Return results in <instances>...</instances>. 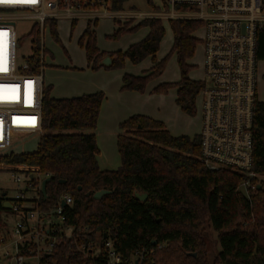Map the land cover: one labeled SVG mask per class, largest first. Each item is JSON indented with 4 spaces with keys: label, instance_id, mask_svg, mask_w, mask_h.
<instances>
[{
    "label": "trees",
    "instance_id": "1",
    "mask_svg": "<svg viewBox=\"0 0 264 264\" xmlns=\"http://www.w3.org/2000/svg\"><path fill=\"white\" fill-rule=\"evenodd\" d=\"M126 2L115 0L114 10L123 11ZM152 7L155 12L160 10L153 4ZM169 22L173 45L169 55L160 61L156 56L166 33L161 19H147L131 29L117 22L119 29L114 38L140 28L149 29L142 41L126 51H100L90 24L79 43L85 48L88 66L94 70L123 68L126 59L139 64L151 58L153 66L143 75L123 77V90L139 93L163 75L169 58L175 55L180 81L161 83L153 91L176 88L177 105L194 116L197 97L205 84L204 80L190 79L189 74L194 69L191 61L203 43V37L199 39L196 34L204 24L198 20ZM51 31L58 40L55 24ZM31 36L33 56L28 61L37 73L38 31L34 29ZM107 57L112 60L110 66L102 64ZM256 57L258 62L264 61V30L258 35ZM52 91L51 85L44 90L43 133L36 151L2 157L1 170L40 173L51 178L46 187L50 205L62 194H70L75 200L71 220L92 232L112 236L123 253L153 249L148 264H264V102L258 101L255 107L252 173L258 177L250 179L227 169H208L201 160L199 135L174 137L163 122L143 115L132 116L120 125L117 146L121 167L102 171L97 160L96 129L104 93L54 99ZM245 181L256 187L249 196L240 190ZM100 190L112 193L101 200L87 197V193ZM137 193L147 194V200L138 201ZM206 225L217 233L221 247L213 263ZM159 245L164 247L160 249Z\"/></svg>",
    "mask_w": 264,
    "mask_h": 264
},
{
    "label": "built area",
    "instance_id": "2",
    "mask_svg": "<svg viewBox=\"0 0 264 264\" xmlns=\"http://www.w3.org/2000/svg\"><path fill=\"white\" fill-rule=\"evenodd\" d=\"M115 0H0V153L43 133L45 34L58 20L95 28L147 19L198 20L204 24V88L201 101V160L211 170L227 169L252 179L254 120L258 97L257 39L264 30V0H161L153 14L114 10ZM181 7L180 10L177 8ZM33 21L40 41L39 72L20 62L19 22ZM10 152L2 155L0 159ZM11 187L0 194V264H148L154 250H118L116 239L71 220L75 200L55 203L42 193L40 173L1 170ZM256 187L240 185L247 196ZM65 203V206L62 203ZM18 217L19 220H15ZM159 245L158 248H163Z\"/></svg>",
    "mask_w": 264,
    "mask_h": 264
},
{
    "label": "rangeland",
    "instance_id": "3",
    "mask_svg": "<svg viewBox=\"0 0 264 264\" xmlns=\"http://www.w3.org/2000/svg\"><path fill=\"white\" fill-rule=\"evenodd\" d=\"M151 3L158 6L161 0H151ZM152 4L148 0H128L124 5V10L130 13H155ZM122 27L131 29L139 24L135 21L118 22ZM33 21L19 22L18 36L20 40L19 59L32 56V43L27 35ZM86 22L78 21L72 28V23L66 20L56 22L58 40L48 29L45 34V71L43 74L44 85L53 86L52 95L56 98L83 96L85 94L103 92L105 100L102 103L100 116L97 124V136L102 149L101 155L105 165L119 169L121 167V157L118 151L117 138L120 133V125L133 115H148L153 119L162 120L169 130L177 136L195 137L200 135L202 129L201 101L197 100V111L194 116L184 113L177 105V89L171 88L168 91H153L161 83H177L181 79V73L177 58L172 55L166 65V69L161 77L150 82L144 93L123 90V77L126 74L143 75L145 70L152 66L151 58H147L139 64L125 60L123 68L101 67L94 70L88 66L86 51L79 43L80 38L87 28ZM166 33L161 43L156 59L160 61L171 52L173 45V33L170 22L163 21ZM118 24L114 20L104 19L97 23L94 30L97 36V46L107 52L126 51L132 44L142 41L147 36V30L140 28L134 32H128L120 38H114ZM196 36L200 39L204 36V30L200 29ZM111 59V58H110ZM103 62V61H102ZM259 61L258 71L262 72ZM194 69L189 77L192 80H202L204 52L200 45L196 55L192 60ZM158 84V85H157ZM259 101L264 102V84L258 85ZM41 134L28 136L18 141L9 150L0 153V157L10 152L32 153L36 151ZM8 175H0V194L11 187L8 182ZM19 220L18 217H14ZM205 235L211 243L210 260L217 257L221 250L218 235L209 225L205 226Z\"/></svg>",
    "mask_w": 264,
    "mask_h": 264
},
{
    "label": "crops",
    "instance_id": "4",
    "mask_svg": "<svg viewBox=\"0 0 264 264\" xmlns=\"http://www.w3.org/2000/svg\"><path fill=\"white\" fill-rule=\"evenodd\" d=\"M160 5V4H159ZM159 5L157 6V7H159ZM75 24H77V23H75ZM88 25V24H87ZM146 30H147V35H148V33H149V29L148 28H145ZM133 45V44H132ZM99 48V47H98ZM100 49V48H99ZM100 51H102V52H107V51H103V50H101L100 49ZM191 64H192V61H191ZM194 65V64H193ZM152 66H153V61H152ZM152 66L149 68V69H147V70H145V72L146 71H148V70H150L151 68H152ZM261 66H262V72L260 71V73L258 72V85H259V83L261 82L262 84H264V62L261 64ZM204 71V70H203ZM203 75H204V72H203ZM134 76H138V75H134ZM204 78H205V75H204ZM204 78L202 79V80H204ZM43 82H44V79H43ZM158 85V84H157ZM259 87V86H258ZM96 93V92H95ZM90 94H94V93H90ZM90 94H85V95H90ZM258 96H259V92H258ZM52 97L54 98V99H65V98H75V97H80V96H77V95H75V96H72V97H62V98H56V97H54L53 95H52ZM177 99V98H176ZM260 100V99H259ZM261 102H263V101H261ZM181 109V108H180ZM138 115H141V114H138ZM133 116H135V115H133ZM144 116H146V117H149V118H151V119H153L152 117H150V116H148V115H144ZM132 117V116H131ZM130 117V118H131ZM128 120V119H127ZM154 120H157V119H154ZM126 121V120H125ZM124 121V122H125ZM157 121H161V122H163L162 120H157ZM164 123V122H163ZM165 124V123H164ZM165 126H166V128L168 129V131L172 134V136H174V137H181V136H177L176 134H173L172 132H171V130H169V128L167 127V125L165 124ZM96 137L98 138V136H97V131H96ZM190 138H193V137H190ZM97 143H98V148H99V155H98V157H97V160H98V164H99V167H100V169L102 170V171H116V170H118V169H115V168H112V167H110V166H108V165H105L104 164V161H103V159H102V155H101V150L100 149H102V146H101V143H100V140H98L97 139Z\"/></svg>",
    "mask_w": 264,
    "mask_h": 264
},
{
    "label": "water",
    "instance_id": "5",
    "mask_svg": "<svg viewBox=\"0 0 264 264\" xmlns=\"http://www.w3.org/2000/svg\"><path fill=\"white\" fill-rule=\"evenodd\" d=\"M102 64L104 66H110L112 64V60L109 57H107L103 60ZM50 181H51V178H46L42 182V193H43L44 197H47L46 187ZM64 183H65L64 181H61V184H64ZM81 190H82V188L79 187V191H81ZM111 193H112V191L100 190V191L95 192L94 194L87 193V197L92 196V198L94 200H101L105 195H108ZM147 197H148L147 194H139V193L136 194V199L138 201H141V202H145L147 200ZM62 205L65 206V203L63 202ZM156 244H157V241H154L153 245H156ZM193 256L196 257V254H193Z\"/></svg>",
    "mask_w": 264,
    "mask_h": 264
}]
</instances>
